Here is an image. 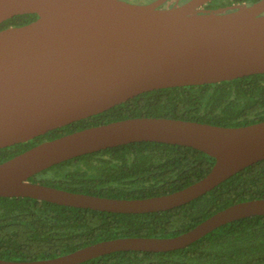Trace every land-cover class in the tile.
Wrapping results in <instances>:
<instances>
[{"label": "water", "instance_id": "obj_1", "mask_svg": "<svg viewBox=\"0 0 264 264\" xmlns=\"http://www.w3.org/2000/svg\"><path fill=\"white\" fill-rule=\"evenodd\" d=\"M0 0V148L102 112L152 89L264 73V0L202 10L209 0ZM135 141L190 146L214 158L209 172L174 192L113 198L31 182L72 157ZM264 158V120L221 126L170 117H130L42 141L0 162V196L120 213L166 210L212 189ZM264 215V198L231 204L170 237H116L52 258L0 264H78L122 250L183 248L230 221Z\"/></svg>", "mask_w": 264, "mask_h": 264}, {"label": "trees", "instance_id": "obj_2", "mask_svg": "<svg viewBox=\"0 0 264 264\" xmlns=\"http://www.w3.org/2000/svg\"><path fill=\"white\" fill-rule=\"evenodd\" d=\"M133 2V0H125ZM257 0H209L201 8L230 10ZM17 14L0 29L34 20ZM170 117L221 126L264 120V73L197 85L152 89L102 112L72 121L24 142L0 148V162L42 142L89 126L130 117ZM214 158L190 146L135 141L78 155L28 178L56 188L113 198L168 194L205 176ZM264 198V158L206 193L176 207L120 213L73 207L31 197L0 196V259L56 257L116 237H170L240 201ZM78 264H264V215L225 223L183 248L122 250Z\"/></svg>", "mask_w": 264, "mask_h": 264}, {"label": "flooded vegetation", "instance_id": "obj_3", "mask_svg": "<svg viewBox=\"0 0 264 264\" xmlns=\"http://www.w3.org/2000/svg\"><path fill=\"white\" fill-rule=\"evenodd\" d=\"M150 1H153V0H149L147 2H150ZM185 1L186 0H179L177 2V4H181V3L185 2ZM173 3H174V0H165V1L161 2L160 4H158V7L159 8H166V7L170 6V5H172ZM199 8L202 9V10H207L206 8H201V7H199ZM210 10H214V9H210Z\"/></svg>", "mask_w": 264, "mask_h": 264}, {"label": "rangeland", "instance_id": "obj_4", "mask_svg": "<svg viewBox=\"0 0 264 264\" xmlns=\"http://www.w3.org/2000/svg\"><path fill=\"white\" fill-rule=\"evenodd\" d=\"M149 0H133L134 3H147Z\"/></svg>", "mask_w": 264, "mask_h": 264}]
</instances>
